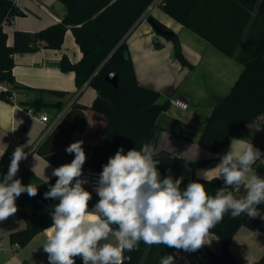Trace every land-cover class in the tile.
<instances>
[{"label":"crops","instance_id":"1","mask_svg":"<svg viewBox=\"0 0 264 264\" xmlns=\"http://www.w3.org/2000/svg\"><path fill=\"white\" fill-rule=\"evenodd\" d=\"M14 3L24 14L14 15L10 21H2L0 25V30L5 34V43L10 46L15 43L17 31L34 35L60 24L65 13V4L60 0H14ZM149 17L173 32L188 64L176 58L173 41L156 33L148 22ZM52 32L53 34L30 41L29 46L32 49L13 53V77L18 84L29 89L12 90L11 100L0 99V165L8 169L12 153L18 146H23L27 159L20 162L16 178L22 184L32 183L44 192L55 184L48 182L54 179L51 173L57 166L30 150L64 117V127L71 126L72 129L61 130L47 142L51 151H63L76 141H83V149L89 144H95L102 125L100 116L89 109L96 97V91L87 84L78 88L75 83L72 67L80 63L82 52L71 27L66 25L58 46V33L54 30ZM126 43L140 85L158 91L160 104L165 101L169 103L171 98H179L188 103L186 109L169 103L167 109L157 116L155 150H168L185 159L181 178L198 177L197 173L201 170H208L207 178L219 176V159H211L215 156L214 153L200 147L197 140L211 109L230 91L243 69V64L172 18L160 4H150L147 7L144 16L142 14L128 32ZM49 90H63L66 93L60 96ZM34 99L41 101L32 104ZM74 104L78 107L72 110ZM83 106L86 108H81ZM28 108L33 109L31 113L27 111ZM81 111L84 120L86 118L84 126L79 121ZM43 112L48 116L45 122L39 117ZM233 139L237 142L231 143ZM249 143L264 152V134L261 132L252 133L251 138L232 136L228 150L231 148L233 152H237L242 150L244 144ZM204 159L210 160L195 167L190 164L191 161ZM254 174L264 178V167L259 169L255 162L248 176ZM43 182L47 183L41 185ZM85 189L91 193V210L99 196L96 192ZM24 194L27 195L23 193L16 199V205L18 211L29 215L36 209L33 203L37 207L42 203L39 199L33 202L28 195L24 200ZM243 194V188L234 191L237 198ZM18 211L7 220L0 221V240L7 246L5 251H0V264H48L47 254L42 246L46 240L44 229L52 224L53 211L42 213L45 217L39 222L46 226L24 246L14 249L9 234L26 226L24 217ZM206 240L210 243L201 247L203 254L199 257L186 254L177 258L175 253L178 250L175 249L169 254L173 257V264H197L198 261L205 263L213 254L219 253L218 237L209 232ZM229 249L238 264H247L245 257L254 262L264 254V234L241 226L233 235ZM74 259L75 264H78L77 259L83 264L80 257Z\"/></svg>","mask_w":264,"mask_h":264},{"label":"trees","instance_id":"2","mask_svg":"<svg viewBox=\"0 0 264 264\" xmlns=\"http://www.w3.org/2000/svg\"><path fill=\"white\" fill-rule=\"evenodd\" d=\"M60 1L65 4L64 17L60 24L34 35L17 31L13 46L5 43V34L0 30V84L10 86L7 91H0V99L10 100L9 95L12 90L29 89L18 84L13 77V53L32 49L29 46L30 41L47 36L49 33L53 34V30L58 33L56 42L58 46L60 36L66 25H69L82 52L80 63L72 67L76 86L80 88L87 84L96 91V97L89 109L97 113L102 121L97 141L84 149L86 161L82 169L91 167L103 170V165L107 164L109 158L114 156L121 146L125 154L132 148L139 150L145 142L151 143L156 148V118L160 112L167 109L169 103L165 101L160 104L158 91L138 83L126 43L128 32L136 25L153 0ZM162 8L186 28L204 37L215 47L243 64V69L230 91L211 109L198 137V145L214 153L215 156L211 159H219L220 155L227 152L232 136L251 138V134L255 132L264 134V0H164ZM22 14L24 12L15 5L14 0H0V25L2 21H10L14 15ZM160 25L166 28L161 23ZM166 37L174 43L176 58L188 64L181 53L176 36L173 34ZM108 72L117 74V87L105 81L104 77ZM49 92L60 96L66 93L63 90H49ZM40 101L34 99L32 104ZM77 107L74 104L72 110ZM80 115L79 121L81 126H84L86 118L84 120L82 111ZM65 119L64 117L40 143L30 150L32 153L40 154L57 167L71 163L74 159V154H68L65 150L51 151L52 149L47 145V142L61 130L72 129L71 126L64 127ZM154 159L160 161L157 169L161 179L168 175L173 179L181 178L184 158L160 149L156 150ZM209 160L191 161L190 164L195 167ZM7 171L8 169L0 165V180ZM193 180L204 183L210 195H214L217 189L224 186L222 178L218 176L206 180L192 176L182 178L181 189ZM46 183L43 182L41 185ZM44 193L38 189L37 195L30 198L33 202L39 199L42 203L38 207L33 203L36 206L34 213L27 215L18 211L24 217L26 226L10 233V242L24 246L46 226V224L40 225L37 215L54 211V205L59 201L45 199ZM23 198L26 200L27 195L24 194ZM258 208L264 215V204L258 205ZM241 226L264 234V219L260 217L253 219L242 214L232 218L230 214L225 215L222 222L209 230L219 239V253L213 254L205 263L198 261L197 264H238L230 252L229 244ZM174 250L175 248L166 245L149 246L140 242L138 250L124 251L123 256L126 259L123 264H161L162 259ZM77 263L81 264V261L77 259ZM253 264H264V254Z\"/></svg>","mask_w":264,"mask_h":264},{"label":"clouds","instance_id":"3","mask_svg":"<svg viewBox=\"0 0 264 264\" xmlns=\"http://www.w3.org/2000/svg\"><path fill=\"white\" fill-rule=\"evenodd\" d=\"M82 144L76 141L66 147L74 159L52 170L51 176L57 179L44 193L45 199L59 201L51 213L52 224L44 229L42 248L48 264H75L76 257L83 264H123L124 251L138 250L140 242L195 252L210 243L206 240L209 230L225 215L264 219L258 208L264 204V178L248 176L251 166L264 153L251 143L237 152L229 148L219 156L218 178L224 186L214 195L199 180L181 189L182 178L168 175L161 179L157 169L160 161L154 159L156 150L151 143L145 142L139 150L132 148L126 154L121 146L103 165L95 188L99 200L91 210V193L83 187L87 181L82 178L86 161ZM24 159L27 153L18 146L7 174L0 180V221L18 211L16 199L21 194L31 198L38 193L37 186L24 185L16 178ZM207 175L208 170L197 173L203 180ZM241 188L244 194L237 198L234 191ZM161 264H173V257L163 258Z\"/></svg>","mask_w":264,"mask_h":264},{"label":"built area","instance_id":"4","mask_svg":"<svg viewBox=\"0 0 264 264\" xmlns=\"http://www.w3.org/2000/svg\"><path fill=\"white\" fill-rule=\"evenodd\" d=\"M153 4H160L162 6L164 4V0H153L151 2V5H153ZM143 16H144V13H143ZM8 89H9V87H7L6 85L0 84V91H7ZM12 97H13V94L11 92V94L9 95L10 100L12 99ZM169 103L180 108V109H186L188 106L187 102H185L179 98H171V99H169ZM32 110H33L32 108H28L27 111L29 113H31ZM39 117L44 122L48 120V116L44 112L41 113ZM262 153H264V152H262ZM256 165L259 169L264 167V157H262L260 160L256 161ZM101 172H102V169L85 167L82 170V178L85 179L87 181V183H85L83 185V187L87 188L90 191L95 192V188L98 186L99 174ZM12 245H13L14 249L19 248V244L17 242H13ZM6 249H7V246H6L5 242L0 240V251H5ZM186 254H195L197 257H199L201 254H203V250L201 248L196 250L195 252L178 250V251H176L175 256L177 258L178 257H184Z\"/></svg>","mask_w":264,"mask_h":264},{"label":"water","instance_id":"5","mask_svg":"<svg viewBox=\"0 0 264 264\" xmlns=\"http://www.w3.org/2000/svg\"><path fill=\"white\" fill-rule=\"evenodd\" d=\"M148 22L151 24L152 28L154 29V31L160 35H164V36H173V32L168 29V28H164L160 25V23L152 18V17H149L148 18ZM100 67H98L99 69ZM97 69V70H98ZM105 81L108 82L111 86L113 87H117V84H118V76L116 73L114 72H108L106 75H105ZM56 177H54V179L51 181V183H54L56 181Z\"/></svg>","mask_w":264,"mask_h":264},{"label":"rangeland","instance_id":"6","mask_svg":"<svg viewBox=\"0 0 264 264\" xmlns=\"http://www.w3.org/2000/svg\"><path fill=\"white\" fill-rule=\"evenodd\" d=\"M240 43H241V40L239 41V45H240ZM239 45H238V46H239ZM32 213H34V212H32ZM32 213H31V214H32ZM40 214H41V213H40ZM40 214L37 215V220H38V222L41 221V219H43V218L45 217V215L41 214V215H42V216H41ZM5 238H6V237H5Z\"/></svg>","mask_w":264,"mask_h":264}]
</instances>
